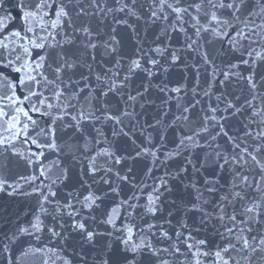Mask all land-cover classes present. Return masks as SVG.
I'll return each mask as SVG.
<instances>
[{
  "label": "snow or ice",
  "instance_id": "obj_1",
  "mask_svg": "<svg viewBox=\"0 0 264 264\" xmlns=\"http://www.w3.org/2000/svg\"><path fill=\"white\" fill-rule=\"evenodd\" d=\"M145 4L147 11L141 15L137 9ZM109 15L115 24L129 28L133 25L127 17L139 21L145 16L152 24L162 22V27L153 41L155 46L148 51L138 47L126 69L117 58L111 67L101 66L96 71V53L103 49L105 56H112L121 43L115 28L105 38L100 28L91 24ZM121 15L123 18H118ZM172 34L177 43L182 36V49L198 57V63L192 65L197 76L201 65L208 66L213 79L223 76L221 84L233 77L244 80L248 95L239 107V98L233 102L217 97V105L209 104L202 114L192 111L199 100L187 105L178 102L180 115L173 122L190 125V134H182L176 151L166 153L165 160H160V145L153 143L152 133L146 129L156 131L163 142L161 121L137 129L134 107L144 93L129 92L126 99L123 97L137 71L146 74L151 87V78L157 72H168L165 65L175 66L182 60L181 49L164 44V39H173ZM209 36L211 40L206 39ZM213 42L219 43L220 48L206 47ZM218 59L222 66H217ZM241 65L247 66V76L240 72ZM258 65L264 66V0H0V191L11 188V195L27 185L31 191L21 194L37 197L32 220L6 234L3 252L10 253V245L22 236L38 241V234L45 230L52 237H61L57 228H64L66 217L82 240L96 247L93 264H264V75L256 71ZM121 69L127 73L123 78ZM155 87L165 94L181 92V87L169 89L167 84ZM147 91L145 87L144 92ZM192 91L195 96L196 89ZM112 95L120 96L123 106L119 100L115 105L102 100ZM208 95L204 92V96ZM245 112L248 118L242 135H230L226 130L229 116ZM105 123L112 125L113 138L131 139L133 132L140 131L143 141L136 145L131 140L135 145L132 152L121 154L125 150L114 147V140L105 136L102 127H96ZM70 133L83 141L75 150L87 162L84 174L91 183L77 179L81 187L86 185L87 194L74 190L60 197L59 186H68L65 182L73 177L71 168L65 167L57 155L63 154V145L58 141ZM218 137L225 139L224 145L216 143ZM199 140H204V145ZM102 142L107 146L95 147ZM188 147L211 149L201 165L208 171L211 160V172L202 177V186L189 179L181 202L171 201L177 212L182 208L185 214L174 225L173 219H158L161 196L164 191H171L167 177L182 179L188 169L179 167L175 173L165 172L152 185L134 183L132 173L135 164L145 158H151L153 165L165 164ZM51 155H56V159H49ZM129 161L133 166H129ZM187 163L191 164V160ZM117 165L121 167L117 169ZM20 168L27 174L9 175ZM195 171L200 173L199 168ZM218 171L228 173L230 180L218 175ZM151 172L152 168L146 169V174ZM93 185L107 187L93 191ZM129 185L131 194L122 195ZM148 188L151 190L146 191ZM142 199L144 203H140ZM106 200H111L112 206L103 211L100 223L110 226L111 231L99 232L90 225L97 219L91 213ZM196 215L198 227L193 231L188 221ZM47 217H51V225L45 224ZM137 217H151L152 222L141 226L136 223ZM168 217H173L172 211ZM201 232L204 238H198ZM161 244L166 246H158ZM38 253L44 257L42 264H56L57 260L72 264L57 249L32 245L16 259ZM5 258L11 264V259ZM80 259L87 264L85 256Z\"/></svg>",
  "mask_w": 264,
  "mask_h": 264
},
{
  "label": "water",
  "instance_id": "obj_2",
  "mask_svg": "<svg viewBox=\"0 0 264 264\" xmlns=\"http://www.w3.org/2000/svg\"><path fill=\"white\" fill-rule=\"evenodd\" d=\"M140 2L143 3V0H140ZM137 11L139 14L143 15L147 11V4H145L144 8L137 9ZM118 18L123 17L121 15ZM127 19L128 23L133 25L135 31H133V28H129L126 25L115 24L113 22L112 15H109L107 18L102 20L91 21L92 26H98L100 31L105 34V38H107L106 34L109 33L112 28H115L117 39L121 41L120 45L117 46V54L105 56L103 49H100L96 53V60L93 62L96 71H100L101 66L111 67L117 58L122 60L126 69L129 59L135 58L136 49L138 47H143L145 51H148L149 48L155 46L153 41L158 35H160L162 22L152 24L147 20L146 16L144 19L139 21H137L135 17H127ZM256 22L260 23L261 21L257 18ZM172 36L173 39L171 41L164 39V44L170 43L172 48L181 49L180 54L182 55V60L175 66L165 65L168 67V72H157L156 75L151 78V87H148L149 78L146 74L137 71L131 76L128 88L125 90V95L123 97V99H126L129 92L132 95H135L137 91L144 93L143 97L137 100L134 107L136 121H139L137 129H141L145 125H153L156 120L161 121L159 128L161 130V134L165 136V140L163 142L160 140V136L156 131H153L152 128L146 129L147 132L152 133L153 143L160 145L158 149L160 160H165L166 153L176 151V143H178L179 137L182 134H190L187 131L190 125L182 121L173 122L174 117L180 115V112L177 109L178 102L183 105H187L190 102L194 103L195 100H199L200 103L197 104L192 111L193 113L202 114V110L207 109L209 104H212L213 106L217 105V97L230 99L233 100V102H236V98H239V103L237 104L239 107L240 104L243 103L244 97L248 95V86L244 80H239L236 77H233L221 84L220 81L224 79L223 76L217 75L215 79H213L211 75V68L208 66L201 65L199 68V75L197 76V69L193 68L192 65L198 63V57L195 53L189 54L187 51L182 49V36L179 39V43L176 42L175 34H172ZM206 39L211 40V37L209 36ZM206 47L219 49L220 44L213 42L210 45H206ZM169 51H171V49H169ZM149 55L155 56V54L151 52H149ZM156 58L161 59V63H164L162 58ZM108 61H111V63H107ZM233 62H236L235 59H233ZM216 64L218 67L222 66L219 59L216 61ZM125 69H121V78L127 74ZM86 71L87 70L85 69V72ZM256 71L259 74L264 75V66L258 65ZM240 72L244 76H247V66L241 65ZM257 78L259 79V76ZM92 82L94 83V80ZM157 84H160L161 86H163V84H167L169 89L181 87V92L179 94L174 92H168L167 94L161 93L155 87ZM209 85H211V87H209ZM145 87L148 88L147 92H144ZM193 88L196 89L195 96H193ZM206 91L209 92L208 96H204V92ZM261 91H264V89H261ZM168 97L173 98L168 99ZM103 99L110 100L113 105H115L116 101L119 100L121 102V106H123V99L120 96L112 95L108 98H102V100ZM165 100H167V104L164 103ZM141 105H143V107H141ZM219 107L223 108L224 104L220 103ZM247 118L248 113L246 112L235 116H229L226 130L229 131L230 135H242L244 130L243 126L247 123ZM125 123H128V121H125ZM132 123H135V121H132ZM130 126L131 125H129V128ZM96 127H102L105 136H107L109 140H114V147H119L120 149L125 150L121 154H128L132 152L135 145L131 143V140L134 139L136 141V145L141 144L143 141V136L140 134V131L133 132L131 134V139L124 136L113 138L111 135L112 125L110 123H105L103 125L97 124ZM253 127H255V125H253ZM129 128H126L125 131H129ZM89 132L91 135H95V132L92 131L91 128H89ZM85 135H88V133H85ZM58 143L63 145V154L57 155H60V159L63 161L65 167L71 168V174L73 177L71 181L65 182L68 186H59L60 197H63L67 192L74 190L80 191L86 195V185L85 187H81L79 183H76L77 179L87 181L89 184L91 183L88 176L84 174L87 162L80 156V152L75 150V146L78 143L82 144L83 141H78L75 138V134L70 133L69 135L63 136V139L58 141ZM198 143L200 145H204V140H199ZM216 143L224 145L225 139L218 137ZM106 146L107 145L102 142L95 147L100 148ZM210 151L211 149L206 147H188L181 150L180 156H177L172 160L165 161V164L157 162L156 165H153L151 158H145L135 164L132 175L135 177L134 183L136 184L144 183L152 185L153 181L163 176L165 172L175 173L179 167H186L188 169L187 173L183 174L182 179L167 177L169 182L168 187L171 191H164L161 196L162 211L158 213V219L159 217L173 219V224L175 225L177 220L185 218L183 209L181 208L180 212H177L176 209L171 206V201L175 200L178 204L181 202L180 198L184 196L186 192L184 186L189 183V179L197 181L202 186V177H207L211 172V160L208 162V171H205V169L201 167L205 160V154ZM92 154H94V152ZM73 156H75L76 159H74ZM49 159H56V155L49 156ZM188 160H191V164L187 163ZM128 164L129 166H133L131 161H129ZM193 165H195V168H193ZM120 167L121 166L119 165L116 166L117 169ZM147 168H152L150 175L146 174ZM196 168L200 169L199 174H196ZM17 172L20 174H27L24 172L23 168H20L13 169L9 175L14 177ZM218 175L228 176V173H220L218 171ZM228 179L230 180V176H228ZM221 183H224V181L221 180ZM98 187H103L106 190L107 186L93 185L92 190L94 191ZM149 190L151 189H146V191ZM11 191V188L6 191H0V264H8V260L5 258L6 256L11 259V264H42V259L44 257L39 253L35 256L30 255L26 258H22V260L16 259L20 256L22 250L27 249L29 245L37 248L47 247L49 249H57L60 255L71 259L72 264H83L80 259V256L82 255L86 257L87 264H93V259L96 256V247L85 243L81 236L72 229L71 220L66 217L63 221L64 228H57L58 231H61V237H52L51 233L47 232V230L38 234L40 236L38 241L34 237L22 236L17 243L10 245V253L5 254L2 249V244L7 242L5 239L6 234L15 232L17 227L20 225H27L28 222L32 220V214L37 206V197L35 194H21L30 192L31 189L29 186L25 185L22 189L18 190V192L9 195ZM127 194H131L130 185L124 187V192L122 193V195ZM140 203H144V200L142 199ZM111 206L112 201L106 200L105 203L101 205L99 210L91 213V215H95L97 218L95 222L90 221L92 228H95L99 232L111 231L110 226L100 223L103 219V211ZM207 210L210 211L211 208H208ZM169 211L173 212V217H168ZM84 214H88L87 210H85ZM198 219L199 217L196 215L193 219L188 221L190 228L193 231L196 227H198ZM194 220L197 221V223H194ZM145 222H152V218L144 217L143 219H140L137 217L136 219V223L138 225L143 226ZM52 223L53 221L51 217L45 218V224L51 225ZM119 223L120 221H118V224ZM209 234L211 235V230H209ZM198 238H204V233L201 232ZM153 243L156 244V238H153ZM158 246L166 245L161 244ZM56 264H61V261L57 260Z\"/></svg>",
  "mask_w": 264,
  "mask_h": 264
}]
</instances>
